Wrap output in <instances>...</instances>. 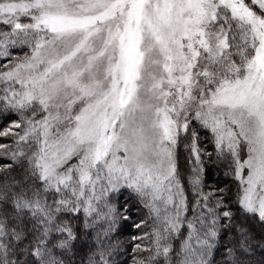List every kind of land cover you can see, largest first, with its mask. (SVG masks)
Masks as SVG:
<instances>
[{"label": "snow or ice", "instance_id": "1", "mask_svg": "<svg viewBox=\"0 0 264 264\" xmlns=\"http://www.w3.org/2000/svg\"><path fill=\"white\" fill-rule=\"evenodd\" d=\"M0 105L28 114L11 153L21 171L0 169V264H65V213L92 227L121 186L152 214L137 264H209L221 228L244 249L222 197L183 216L175 147L193 120L231 157L240 212L264 223V0H0Z\"/></svg>", "mask_w": 264, "mask_h": 264}, {"label": "trees", "instance_id": "2", "mask_svg": "<svg viewBox=\"0 0 264 264\" xmlns=\"http://www.w3.org/2000/svg\"><path fill=\"white\" fill-rule=\"evenodd\" d=\"M26 52L27 49H14L12 57L13 59L23 57ZM17 115L20 118L17 122L21 123L22 127L11 129L12 132L8 135L0 136V144L7 146L0 151L4 150L9 155L17 148L15 134L22 132L23 120L28 118V114L0 105V132L8 130L7 127L11 122L16 121ZM192 123L194 127L180 142L184 162L180 163L178 173L188 205V211L183 216L191 220L197 215V212L193 211L197 201L200 202L199 210L206 214V209L203 208L205 203L203 196L208 197L209 206H214L215 201L222 197L227 210H230L236 217L235 222L244 223L248 228L249 238L245 248L241 249L237 243L238 233L234 229L228 231L227 228H221L220 236L216 239L207 257L209 264H264V223L255 218L245 219L236 203L239 182L233 175V165L229 161V156L217 154L210 130L202 128L198 121L193 120ZM194 132L204 136L202 142L199 143L197 139H192ZM193 145L199 150V163L192 150ZM211 151L212 154H204V152ZM6 158V156H0V169L8 170L11 166V175H18L21 169L17 162L7 161ZM197 175L200 182L194 186L191 181ZM101 208L104 212H108L109 209L113 211L107 218L102 215L101 218L95 220L94 226L89 228L84 227L83 212L65 213L77 237L72 242L71 249L61 256L65 264H88V257L94 254L98 257L101 251L106 253V264H137L139 260L146 261L150 255L148 251L134 250L136 244H141L142 247H152L151 236L145 237V233L150 234L152 231V214L141 195L131 187L121 186L118 190L106 193L105 199L101 202ZM136 225L141 226L136 227ZM181 231L185 236L187 235L185 228H181ZM135 237H142V239H134ZM176 244H179V240ZM229 249H232L234 254H230Z\"/></svg>", "mask_w": 264, "mask_h": 264}, {"label": "rangeland", "instance_id": "3", "mask_svg": "<svg viewBox=\"0 0 264 264\" xmlns=\"http://www.w3.org/2000/svg\"><path fill=\"white\" fill-rule=\"evenodd\" d=\"M25 22H27V21H25ZM20 118H19V116L17 115L16 116V121H13V122H11L10 124H9V126L7 127V129H14L15 127H14V125L16 124V123H18L17 121L19 120ZM192 127H194V125H193V123L191 122L190 124H189V128H188V130L186 131V132H184V131H182L181 133H180V136H179V138H178V143H177V145H176V147H175V159H176V166H177V174H178V177H179V173H178V168H179V165H180V163L181 162H184V155L182 154V151H181V148H182V144H180V142H181V140L185 137V135L189 132V130H191V128ZM202 128L204 127V126H201ZM206 128V127H205ZM208 129V128H207ZM208 130H210V129H208ZM206 131V130H205ZM203 135L202 136H200L199 134H198V132H194V134H192V139H197L198 141H199V143L200 142H202V139H203ZM214 145H215V143H214ZM216 147V146H215ZM213 152L211 151V152H204V154H212ZM0 156H6L7 158V161H12V157H11V155H9V153H6V152H4V150L3 151H0ZM241 156H242V158L245 156V153L242 151L241 152ZM229 161H230V163H231V157L229 156ZM232 164V163H231ZM233 175H234V173H233ZM235 176V175H234ZM180 184H181V187H182V183H181V181H180ZM183 195H184V193H183ZM184 215V214H183Z\"/></svg>", "mask_w": 264, "mask_h": 264}]
</instances>
